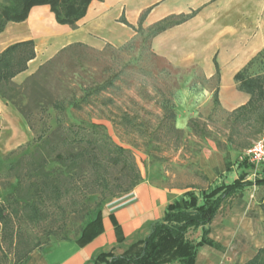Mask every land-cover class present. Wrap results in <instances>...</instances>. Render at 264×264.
I'll list each match as a JSON object with an SVG mask.
<instances>
[{"label": "trees", "instance_id": "1", "mask_svg": "<svg viewBox=\"0 0 264 264\" xmlns=\"http://www.w3.org/2000/svg\"><path fill=\"white\" fill-rule=\"evenodd\" d=\"M90 1L4 0L0 3V32L8 22L24 21L32 7L42 5L48 6L57 23L75 28ZM144 15L139 18L138 33L143 31ZM172 24L174 22L164 20L148 27L142 42ZM76 47L103 53V48L96 50L81 43L69 44L20 83H16L14 77L25 71L28 61L34 58V42H15L0 52V99L10 104L30 128L36 117L44 124V129L36 136L35 147L9 162L3 174L6 193L0 201V264H23L32 252L43 250L42 237L32 236L28 229L31 226L43 227L45 240L59 235L60 240L86 244L102 230V201L128 193L141 181L132 153L112 142L103 125L63 119L67 110L80 109L92 94L112 84L111 79L95 85L78 81L82 93L77 96L78 89L67 86L68 82L63 80L70 94L62 97L59 93L62 77L57 68L65 53ZM259 58H264V48L233 75L236 88L248 95V101L232 114L240 113L245 120L264 108V75L248 74ZM54 80L56 85L51 84ZM212 101L218 104L216 89ZM49 108L55 111L57 120L50 130L44 121ZM188 126L197 131L196 120L190 119ZM198 132L204 136L205 127ZM238 166L242 169L231 182L198 194L186 191L168 202L162 216L149 223V232L144 238L130 243L119 253L114 252V247L101 250L85 264H193L198 248L209 244V224L228 197L244 187L264 185V174L247 178L252 173L251 164L243 160ZM103 194L106 196L100 200ZM94 196L97 201L92 215L88 208L89 199ZM260 206L264 212V199ZM77 221L79 224L73 227ZM196 229H200V235L192 243L187 234ZM122 241L118 233L117 243ZM244 264H264V245Z\"/></svg>", "mask_w": 264, "mask_h": 264}, {"label": "rangeland", "instance_id": "2", "mask_svg": "<svg viewBox=\"0 0 264 264\" xmlns=\"http://www.w3.org/2000/svg\"><path fill=\"white\" fill-rule=\"evenodd\" d=\"M3 1L0 0V3ZM258 1L264 4V0ZM250 2L255 4L257 0ZM45 16L50 21L34 22L27 25L28 30L43 34L45 26L53 28L55 22L48 7ZM146 31L147 28L143 29L122 46L105 45L103 53L76 47L65 53L57 69L62 77L59 90L62 97L70 94L69 88H64L66 83L63 80L68 82L67 86L75 89L79 88L77 82L81 80L91 85L112 80V84L104 90L92 94L80 109L67 110L63 119L66 122L82 120L101 124L112 142L132 153L141 175L138 184L152 192L151 200L142 206L152 208L148 212H151L153 219L161 215L166 203L179 198L186 191L198 194L201 190L236 178L240 171L236 164L238 155L253 141L264 136V108L251 113L247 120L240 113L223 110L212 101V91L218 85V80L212 77L204 81L202 78L200 62L204 58L169 59L159 56L153 52L151 39L142 42ZM207 41L204 44L208 45L206 52L212 45ZM34 45L37 57L28 71H31L30 74L64 46L46 38L35 39ZM248 74L264 75V58L257 59ZM28 75L17 76L14 81L20 83ZM223 76L224 84H227L228 69H224ZM54 83L57 84L55 80L51 81V84ZM76 92L77 96L82 93L79 89ZM189 118L197 121V131L187 126ZM44 121L49 130L55 127L57 120L52 108L46 111ZM204 127L205 135H199L201 132L198 131ZM43 129V121L38 117L34 120L33 128H30L10 104L0 99V201L6 193L3 174L7 164L29 153L37 143L36 136ZM203 150L220 152L225 159H232L234 172L230 174L226 171L225 175L213 181L206 178L197 162ZM263 174L264 167H259L254 175L250 174L247 178L253 179ZM257 190L259 195L264 193V189L247 187L221 205L216 220L232 228V236L226 242H212L211 249L214 251H211V258L215 264H243L262 246L260 235H255V231L264 230V212L260 206L261 198L256 195ZM105 196L103 194L100 200ZM89 200V214H92L97 198L94 196ZM139 200L134 187L128 193L103 200L101 214L116 213ZM151 218H146L141 226L126 235L114 252L119 253L129 243L143 238ZM243 222L248 223L247 230L243 228ZM77 224L79 221L73 227ZM42 228L31 226L28 229L32 236L42 237L44 249L61 241L59 235L45 240ZM199 235L200 229L192 230L187 234V239L194 243ZM113 245L115 242L102 249Z\"/></svg>", "mask_w": 264, "mask_h": 264}, {"label": "crops", "instance_id": "3", "mask_svg": "<svg viewBox=\"0 0 264 264\" xmlns=\"http://www.w3.org/2000/svg\"><path fill=\"white\" fill-rule=\"evenodd\" d=\"M47 7L46 5L34 6L24 21L8 22L0 32V52L12 43L25 40L34 42L35 39L41 38L64 46L81 43L94 49H102L108 44L122 46L138 34L139 18L142 13H145L141 25L143 29L164 20L174 22L151 38V46L155 54L169 59L204 58V61L200 62L202 78L204 81H209L212 77L218 80V85L213 91L217 90L218 105L223 110L232 113L248 101V95L236 88L233 75L264 48V4L258 0L255 4L250 0H91L84 16L76 22L75 28L57 23L48 8L55 25L53 28L45 26L43 34L32 33L28 30L29 25L37 21L39 24L45 20L50 21L45 16ZM206 39L208 44L212 43L209 45L208 52H206L208 45H204ZM36 57L37 53L28 61L26 70L14 78L24 76L26 73L30 74L31 71H28ZM224 69H228L227 84H224ZM190 119L192 118L188 119L187 126ZM240 154L236 159L238 163L241 161ZM231 160L225 159L224 154L220 152L203 150L197 162L204 176L213 181L220 175H225L226 171L230 174L234 172L232 170L234 163ZM238 163H236L237 166ZM257 188L264 189V185ZM135 189L140 198L139 202L116 213L112 212V217H110L111 212H103L101 214L102 230L92 240L83 245L74 241L61 240L49 248L35 251L36 253L32 252L23 264H85L97 252L104 250L102 248L107 244L115 242V246L110 248L120 245L117 243L118 233L124 241L126 235L141 226L146 218L152 217L151 212H148L152 208L143 207L144 203L151 200L152 192L142 184H137ZM257 192L258 190L256 195L262 201L264 193L259 195ZM166 205L163 206L160 216L151 218L148 222L160 218ZM157 209L156 207L155 211L158 214ZM216 217L217 214L209 224L207 235L209 244L198 248L193 264H215L211 258L213 255L211 251H214L211 249L212 242H226L232 236V228L220 224ZM242 225L246 230L249 228L246 222ZM148 232L149 225L145 236ZM257 234L260 235L263 246L264 230L255 231V235Z\"/></svg>", "mask_w": 264, "mask_h": 264}, {"label": "built area", "instance_id": "4", "mask_svg": "<svg viewBox=\"0 0 264 264\" xmlns=\"http://www.w3.org/2000/svg\"><path fill=\"white\" fill-rule=\"evenodd\" d=\"M239 159L252 165L255 174L259 167H264V136L256 139L240 154Z\"/></svg>", "mask_w": 264, "mask_h": 264}]
</instances>
